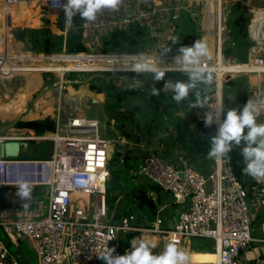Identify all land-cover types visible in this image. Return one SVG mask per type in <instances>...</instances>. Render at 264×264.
I'll list each match as a JSON object with an SVG mask.
<instances>
[{
	"label": "built area",
	"instance_id": "1",
	"mask_svg": "<svg viewBox=\"0 0 264 264\" xmlns=\"http://www.w3.org/2000/svg\"><path fill=\"white\" fill-rule=\"evenodd\" d=\"M33 1L57 14L54 22L49 20L52 25H63L59 33L48 31V37L62 38L60 51L34 49L30 44L22 52L7 51L6 45L14 31L13 7L22 2L30 5ZM63 3L64 0H0V30L3 29L0 33V78L26 77L36 72L43 86V77L51 75L53 81H58L54 86L60 92L52 116L45 117L55 122L54 131L35 135L19 129L0 134V192L2 188L17 190L21 180L41 189L26 208H2L0 205V228L5 237L15 247L27 241L36 254L37 264H105L97 255L108 247H114L113 255L124 254L131 249L130 241L138 237L129 239L128 235H141V232L153 234L164 245L174 239L186 253L193 239H208L214 243L217 255L212 264H238L236 260L240 254L257 241L251 233L257 212L264 210V179L250 176L245 179L230 158L226 161L213 157L212 170L208 172L196 168L183 154L171 155L158 149H151L136 162L124 163L122 155L123 168L129 177L156 184L172 201L159 208L155 220L149 224H141L134 215H109L107 182L114 145L105 136L108 126L81 114L66 116L61 91L68 83L65 76L78 73L82 76L121 75L128 88L143 95L149 93L150 83L142 81L140 75L152 73L130 71L128 67L142 58L152 62L158 60L161 67H169L165 69L168 71L166 79L169 73L187 75L174 68V58L179 51L173 40L179 30L178 22L188 16L199 39H209L213 48L212 55L200 60V67L211 75L210 82L202 86L213 88L210 94L199 92L205 108H199L197 123L202 128L199 138L204 141L207 134H215L217 128L216 124L204 123L205 111L219 110L223 106L227 111L235 101L225 95L230 80L239 76H259V83L251 92L261 98L264 43L259 47L255 40L249 37L250 42L247 37L252 45L248 61L235 62L236 57L225 56L227 49L237 46L229 21L241 0H215L213 12L207 6V15L213 14V26L204 25L202 6L206 8V0L205 5L197 0H119L117 7L102 9L95 20L85 21L78 16L77 26L70 27L65 24ZM40 14L48 20L45 14ZM250 28L249 23L248 32ZM152 80L155 88L168 93L163 80L155 81L153 76ZM123 103L118 101L119 105ZM35 110L39 112L37 106ZM176 115L184 117L181 111ZM137 129L135 133L141 140L143 126L137 125ZM30 141L52 142L51 155L26 157ZM14 142L27 146H21L16 157L5 156L2 145ZM168 206L174 207V219L169 227H164L161 213ZM0 264H21L1 239Z\"/></svg>",
	"mask_w": 264,
	"mask_h": 264
},
{
	"label": "rangeland",
	"instance_id": "2",
	"mask_svg": "<svg viewBox=\"0 0 264 264\" xmlns=\"http://www.w3.org/2000/svg\"><path fill=\"white\" fill-rule=\"evenodd\" d=\"M262 1L259 0H241V3L246 5L248 7V10L245 13V18H247V23L249 25L250 21L254 19V14L257 12L259 13L258 9H263L262 7ZM246 3V4H245ZM21 5V4H20ZM250 5V7H249ZM254 10V12H252ZM48 9L46 7L41 6L40 8H31L30 13L26 15L25 18H18L19 22L16 21L13 26V32L11 33L15 40L21 41L23 44V49L27 46V44H30V46H33L34 49H39L43 51H60V47L62 45V38L61 37H55L50 35V37H46L45 34L48 31H52L53 33H59L60 28H62V24L59 23L57 26H54L50 23L51 16L47 12ZM46 15L48 18H41L42 14ZM243 13L242 8H238L235 10L230 18V22L233 23V20L240 14ZM56 20V19H55ZM54 20V21H55ZM262 23H264L263 20H261ZM28 25V26H25ZM247 25V26H248ZM260 22L259 20L255 19L253 20V26L255 28L259 27ZM58 31H57V28ZM178 33L176 35V38L180 40V36H185L187 34L190 35H199L197 32L195 25L192 21H190L188 16L183 17L178 22ZM232 30V35L237 41V46L234 49H231V56H235V62H245L248 61L250 58L249 50L251 51L252 45L250 44L249 36L248 40L249 43H244L243 39L241 37V33ZM32 29L31 31H29ZM249 35V34H248ZM29 37V38H28ZM14 45V51L22 52V50H19L15 48ZM121 75L116 74H97V75H85L82 76L78 73L68 74L65 76L68 83L65 84V89L61 91V103L64 106L66 110V116H69V114H81L85 115L88 118L98 119L102 122H105L108 126V129L106 130V138L111 140L114 145V152L112 155V161H113V168L116 170L115 173H110L109 170V179L107 182V186H110L108 192V200L107 204L109 207V215L112 216H119L121 214H124L125 212L130 213L131 215L136 216V218L140 217L139 208L137 203L134 201V197L138 196L140 200L145 202V204L149 208H154L150 198L146 197L144 194L140 193L138 189L132 188L131 184L135 182L134 179L129 178L126 176L125 171L122 169L123 160L121 156L118 154V148L121 146L119 143L121 141V135L122 132L120 129L124 130V132H130L132 130V127L135 126V130L138 126H143V130H141L142 140L137 141L134 139L124 138L125 140L129 141L131 144L133 142H137L136 146L133 145V150L130 151V153L135 152L134 155H137V157H144L149 151L152 149H158L161 151H166L167 148H169V152L172 154L174 153H180L184 155V150L181 144L183 143H190L191 140H196L198 142L199 146L202 147L203 151H206L207 148H209V141L213 133L209 135L207 134V137L204 141H201L199 138V131L194 132V135H191L189 137L190 141L187 139L185 141H181L179 136H176L174 134L178 135V130L174 131H168L167 127L169 125L175 124L174 121L176 119V112L180 111L182 109L184 115L186 118L179 119V124L183 123L185 124L189 123V118H192V113L188 109L185 108H179L177 104L182 105L181 102L177 103L175 100L172 99V93H164L159 92L158 95H152L151 92L142 94L141 92H137L133 88H128L124 84L123 77H120ZM152 74H141L140 79L142 81H148L150 83L149 86L151 88L154 87L153 80H152ZM55 78V77H54ZM44 83L43 86H41V89L39 88L38 92L36 91L33 95L30 101L27 103L26 112L23 114H20L17 116L14 120H2L0 119V134L5 131L9 130H19L17 128V123L20 121H30V120H38L39 118L34 119H26V115L31 111L36 112V104L37 101L40 98L46 97L47 94H50L52 98H54V102H57V98L60 97V92L58 90V87L54 86L56 81H53V77L51 75H45L43 77ZM121 79V80H120ZM168 79L172 80H188V75L179 74V73H171V76H168ZM25 80L26 77H13V78H0V105L7 103V101L13 100L18 98L17 96L24 90L25 86ZM235 81V88L233 90L227 91L226 88L225 95L230 96L232 92L235 94H241L246 90L248 93V96H252L251 90L255 88L253 86L251 80L249 81V78L246 76H239L234 79ZM102 88L103 95L102 98L98 99L97 94L95 92H92L90 90V85L93 83H99ZM78 83V84H76ZM259 83V81H258ZM79 85V86H78ZM78 86V88H77ZM71 87L76 91L75 94H70L68 88ZM82 87V88H81ZM77 88V89H76ZM89 88V89H88ZM80 90V91H79ZM81 90H84L82 93ZM264 86L262 85L261 90V99H264ZM109 92H119L122 93L124 96V103L123 105L118 104V100H115L113 97L109 96ZM124 93V94H123ZM18 94V95H17ZM78 94V95H77ZM82 94V95H81ZM8 95V96H6ZM231 97V96H230ZM6 98V99H5ZM10 100H9V99ZM12 98V99H11ZM2 99V100H1ZM4 99V100H3ZM2 102V104H1ZM119 106V109L116 110V106ZM231 107H238V104L233 102L230 104ZM56 107V104H55ZM137 108V109H135ZM177 108H179L177 110ZM119 111H122L123 113H120ZM53 113V112H52ZM49 115V117L52 116ZM162 115L166 116L167 119H163ZM48 116V115H46ZM46 116L42 115V118H45ZM258 120L261 122H264V112H261L258 116ZM112 121L115 123L112 124ZM193 127L194 124L190 123ZM200 128V127H199ZM198 128V130H199ZM202 130V128H201ZM159 137L160 141H157L156 137ZM172 137V138H168ZM185 134L181 135V139H184ZM175 138L176 140L172 143H170L169 147L161 146V142H166ZM162 139H165L164 141ZM174 140V139H173ZM172 141V140H171ZM177 142V143H176ZM193 143V142H192ZM195 142L192 145V147L195 146ZM239 147V146H237ZM235 147L232 149L228 157L234 162V164L237 162V152L238 149ZM172 148V149H171ZM197 148V147H196ZM53 149V143L50 141H30L28 142V149H27V155L26 157L30 158H43V157H49L52 153ZM173 150V151H172ZM169 154V153H168ZM211 162V166L209 168L204 169V171L210 172L212 170V164H213V157L208 159ZM200 161V160H199ZM111 161H109L110 164ZM240 162V161H238ZM110 169V167H109ZM203 170V169H202ZM110 184V185H109ZM39 192L41 193V189L39 188ZM161 206L159 205L158 208ZM172 208L170 207L169 212L172 214ZM167 210V209H164ZM167 210V211H168ZM167 212V213H169ZM164 216V215H163ZM163 219V217H162ZM173 219H169L170 221ZM168 220V219H166ZM165 220V221H166ZM163 219V224H164ZM140 222V221H139ZM141 224H149L148 219L143 220V222H140ZM142 234L138 237L151 239L156 243V247L153 249L154 252L159 253L163 250L164 244L158 240V238H154L153 234L141 232ZM252 237L254 236V231L252 230ZM150 235V236H149ZM0 239H5V235L0 228ZM27 242V241H24ZM201 240H196L195 242L192 240V244L190 249H188V264H212L215 261V253L210 252H200L197 250H194L193 253H191V249L193 248L192 245H198L201 243ZM22 243V242H21ZM20 243V244H21ZM256 244V243H255ZM252 243L249 246V249L251 248ZM30 246V245H29ZM212 251H214V247H212ZM242 254V253H241ZM237 258V262L239 260H242V256ZM28 262L30 264H37V257L33 250H31V254L28 255ZM243 262L246 263L245 260ZM250 262V261H249ZM247 262V264L249 263ZM252 264H264V257L262 258L257 257L252 262ZM250 263V264H251Z\"/></svg>",
	"mask_w": 264,
	"mask_h": 264
},
{
	"label": "clouds",
	"instance_id": "3",
	"mask_svg": "<svg viewBox=\"0 0 264 264\" xmlns=\"http://www.w3.org/2000/svg\"><path fill=\"white\" fill-rule=\"evenodd\" d=\"M118 3L119 0H64L62 7L65 24L70 27L76 16L85 21H93L102 9L115 8ZM175 41L177 40H173ZM207 55V42L203 38L179 49V54L174 58V68L187 73V81L166 79L168 71L165 69L169 67H161L158 60L152 62L142 58L140 62L128 67L130 71L139 73L151 72L155 81L163 80L164 89L171 91L172 99L179 103L185 100L198 84L210 82V71L200 67L201 58ZM159 92L160 89L155 87L151 89L152 95H158ZM190 107L205 108L199 97ZM224 108L225 106L215 111L206 110L204 113L206 125H217L215 134L210 138L207 154L227 161L229 152L243 145L240 149L245 165L243 173L257 180L264 179V122L258 120V116L264 111V99L250 97L241 107L228 108L227 111H224ZM17 195L22 201L30 199L29 182H18ZM130 245L131 249L125 250L124 254L113 255L114 247H108L97 256L102 258L105 264H187L189 259L186 251L174 239L168 241L159 253L153 251L156 243L151 239L137 237L130 241Z\"/></svg>",
	"mask_w": 264,
	"mask_h": 264
},
{
	"label": "trees",
	"instance_id": "4",
	"mask_svg": "<svg viewBox=\"0 0 264 264\" xmlns=\"http://www.w3.org/2000/svg\"><path fill=\"white\" fill-rule=\"evenodd\" d=\"M262 1V7H264V0H259ZM238 8H242L243 9V13H240L234 20L233 23H231L229 21V26L230 28L234 27L233 29H235V31L240 32L241 33V37L240 38H244L243 42L248 43L247 42V37H248V24L247 23V18H245V13L248 10V7L242 3L239 4ZM237 8V9H238ZM78 24V16L73 18V26H77ZM199 39V35H190L187 34L185 36H180V40H178L176 38L177 41H175V49H177L179 51V49L182 46H186V45H190L194 40ZM237 40V39H236ZM79 48V47H78ZM70 49H72V46L70 47ZM80 49V48H79ZM231 51L230 49H227L225 52V56L226 57H232L231 56ZM235 57V56H233ZM168 76H171V73H169L167 75V79ZM78 84V83H76ZM229 86V89L227 91L233 90L235 88V81L230 80L227 84ZM79 86V85H78ZM77 86V88H78ZM90 90L92 92H95V94H102L104 91L102 90L101 86H100V82L99 83H93L90 85ZM192 91H198L201 93H204V88L201 84H198L197 87L195 89H193ZM124 94V93H123ZM109 96L113 97L115 100L118 101H124V96L122 95V93L119 92H109L108 93ZM230 97V96H227ZM231 97H234L235 99V103L238 105H242L244 104L247 100H248V93L245 90L242 95L241 94H235L234 92H232ZM226 100L228 101V98H226ZM185 100L181 101V103H183ZM187 106L190 107V104L194 103L193 100H188L186 101ZM137 109V108H135ZM178 126V125H177ZM200 126V125H199ZM201 127V126H200ZM17 128L18 129H26L28 131L33 132L35 135H43L44 133L47 132H52L55 130V122L51 119V118H45V119H38V120H30V121H20L17 123ZM121 132L123 133V136L129 139H134L137 140L138 139V135L135 133V126L132 127V130H130V132H124V130L120 129ZM243 145H240L239 148L241 149ZM120 155V154H119ZM121 156V155H120ZM241 158H243L242 154H241ZM131 157L129 156V153L126 155L125 154V158H124V163H129L130 162ZM113 161L111 160L109 167H110V173H115L116 170H114L113 168ZM122 169L123 171H125L126 176H128L127 170L123 168V164H122ZM132 179V178H131ZM144 184L147 183H151V182H143ZM110 185V184H109ZM132 188L138 189L140 193L144 194L146 197L150 198L154 208H149L145 202H143L142 200H140L138 198V196L134 197V201L137 203L138 208H139V213H140V217L138 219V221L143 222V220H147L148 222H153L155 220L156 217V213L159 210V205L161 201H158L157 199H154L151 195H150V189L148 190L146 187H144L142 184H139L137 182H134L131 184ZM111 187L107 186V200H108V192L109 189ZM159 189V188H158ZM40 194L39 192V188L36 187H31V196L30 199H28L27 201H22L20 199V197L17 195V190L11 189V188H2L1 192H0V205L2 208H11V207H18V208H26L29 206V204ZM172 198H170L171 200ZM25 204H27V206H25ZM169 211H164L161 213V216L163 217L164 221L166 219L163 226L164 227H169L170 225V220L172 217H174V213H167ZM123 215H131L128 212H125ZM164 215V216H163ZM146 224V223H145ZM140 233H132L128 235V238L131 239L133 237H137L139 236ZM9 251L14 254L20 261L21 264H30L28 262V255L29 253L31 254V247L29 246L28 242H22L21 244H19L18 247H15L6 237L5 239H2ZM196 240H201L202 242L199 243L198 245H192V249H191V253L194 252V250L200 251V252H210V253H215V251H212V247H214V243L211 240L208 239H198L195 238L193 239V241L195 242ZM189 260V259H188ZM252 264V263H251Z\"/></svg>",
	"mask_w": 264,
	"mask_h": 264
},
{
	"label": "crops",
	"instance_id": "5",
	"mask_svg": "<svg viewBox=\"0 0 264 264\" xmlns=\"http://www.w3.org/2000/svg\"><path fill=\"white\" fill-rule=\"evenodd\" d=\"M249 7H250V5H249ZM258 10H259V13L257 12V16H255V14H254L253 18L255 19V21H256V19L259 20V22H260L259 27L260 28H264V23L261 22V20L264 21V8L263 9H258ZM249 54H251L250 50H249ZM249 81H250V78H249ZM227 89H229V86H228ZM263 93H264V90H263ZM102 95H103V93H102ZM198 97L201 98V95H200V93L198 91H190L189 96L185 99V101L182 103V105L177 104L179 106V108H181V106H182V108H185V109H188L189 111H191L192 118L191 119L189 118V121H190L189 123L185 124V126L182 123L181 126H180L179 119H184V118H186V116L184 115V117H179V116L176 115V119L174 121L175 124L169 125L167 127L168 131H174V127H175V130L176 131L178 130V132H177L178 135L177 134H174V135L179 136L181 141L182 140L185 141L187 139L190 141L189 137H191V135H194L195 134L194 132L199 131V134L201 132V127L197 123L198 122L197 114H198L199 108L198 107H188L187 103H186V101H188V100H193L195 102ZM238 107H241V105H238ZM180 111L183 113L182 109ZM162 116H163L162 117L163 119L164 118L167 119L166 116H164V115H162ZM177 118H179V119L177 120ZM190 123H193L194 127ZM198 128H199V130H198ZM183 134H185V137H184V139H181V135H183ZM210 134H212V132H210L209 135ZM121 138L122 139H121V141L119 143L121 146L118 148V154H120L121 158H122V155L125 156V154L127 155L129 153V156L131 157L130 162H136L140 157H137V155H134L135 152L130 153V151L133 150V145L136 146L137 142L134 141L133 144H131L129 141L126 140L127 143H124L123 141H125V139H124L125 137L123 136V133L121 135ZM168 138H172V137H168ZM156 139H157V141H160L158 136L156 137ZM173 139H171L172 141L171 140L167 141V143L166 142H163V143L161 142L160 145L162 147L163 146L169 147L170 143L171 142L173 143L176 140L175 138H173ZM141 140L137 139V141H141ZM162 140L164 141L165 139H162ZM191 141L193 143L190 142V143L181 144V146L183 147V150H184V156H186L187 158H190L192 163L198 169H203L204 170V169L209 168V166H211V162L208 159L212 158V157H210L207 154L209 148H207L206 151H203L202 147L199 146V144H198V142H196V140L195 141L191 140ZM194 142L196 143L195 146L197 148L196 147H192ZM237 149H238L237 160H236L237 162L235 163L236 168H237V170L240 171V174L245 177V179H248L249 175H247L246 173H243V168L245 166L244 165V158H241V150H240V148L237 147ZM166 151L169 154L173 155L171 152H169V148H167ZM178 154H180V153H178ZM36 158H38V157H36ZM238 161H240V162H238ZM134 180H135V182H137L139 184H142L148 190L150 189L151 190L150 191V195L154 199H157L158 201H161L160 202V206L161 207H164L165 205H169L168 203H170L172 201V199L170 200L171 197L168 194L164 193L156 184H153V183L144 184L143 183L144 180H142V179H134ZM165 209H167V210L170 209V206L166 207ZM167 210H163L162 212L167 211ZM257 213L258 214H257L256 220L254 221V224H253V231H254L253 238L255 240H257V241L252 242V245H251L250 249L248 248L247 250L242 252L241 256H242L243 259L239 260L238 264H247V262H249V261L250 262L248 264H250L255 258L260 257V256L262 258L264 257V210H259ZM173 219H174V217H173ZM172 220L170 221V223L172 222ZM243 260H245L246 263L243 262Z\"/></svg>",
	"mask_w": 264,
	"mask_h": 264
},
{
	"label": "bare ground",
	"instance_id": "6",
	"mask_svg": "<svg viewBox=\"0 0 264 264\" xmlns=\"http://www.w3.org/2000/svg\"><path fill=\"white\" fill-rule=\"evenodd\" d=\"M190 1H193V0H190ZM197 1L200 2L201 5H205L204 4V0H197ZM222 1L223 0H221V2ZM214 3H215V0H206V8H204L202 6V9L204 11V16H205V18H204V25L205 26H207L209 24H210V26H213V24H214L213 23V19H212L213 18L212 17L213 14L209 12L210 15H207V6L210 7L211 12H213L214 10H212V9L215 7ZM20 4L21 5H18L16 8L13 7V11H14L12 13V16H13V19H14L13 26H14V23H16V21L19 22L18 18H21V17L25 18L26 15L30 13V9L31 8H33V7L40 8L42 6V5L38 6L35 1L31 2L30 5L28 3H26V2H22ZM47 12L51 16L50 20L52 22H54V20L57 18V14L53 13V12H50V11H47ZM255 16H257V13L255 14ZM208 17H210V18H208ZM25 26H28V25H25ZM2 30L3 29L0 30V33L2 32ZM57 31H58V28H57ZM14 37H13L12 34L9 37V43L6 45L8 52H11V50L14 48L13 43H15V46H16L15 48H17L19 50H23V44L24 43H22L21 41L15 40ZM208 40H206L207 47H208V54L212 55V53H213V48H212V44H211L212 41H208ZM259 79H260V77L257 76V75H251L250 76V80H251L253 86H255V87L258 85ZM41 85H42V78H41V76L38 73H36V72L35 73H28V75H26L24 90H22V92L19 95L17 94L18 98L14 99V97H12L13 100H11L9 102L7 101V103H4V104H2V102H1L2 105H0V119H2V120H14L20 114L25 113L28 101H30V99L32 98V95L36 91L38 92L39 88L41 89ZM68 90H69L70 94H75L76 93V91L74 89H72L71 87H69ZM81 92L83 93L84 90H81ZM6 96H8V95H6ZM251 97L257 98L255 95H252ZM97 98L98 99L102 98V94H97ZM54 100L55 99L52 98V96L50 94H47V96L46 97L44 96V98H40L37 101V104H36V106L39 108V112L40 113L39 112H33V111L31 112L30 111L26 115L25 118L26 119H34V118H42V115L43 116L51 115V113L54 112V108H55V104H56L54 102ZM262 112H264V111H262ZM216 260H217V255L215 253V261L214 262H216ZM187 264H188V262H187Z\"/></svg>",
	"mask_w": 264,
	"mask_h": 264
},
{
	"label": "water",
	"instance_id": "7",
	"mask_svg": "<svg viewBox=\"0 0 264 264\" xmlns=\"http://www.w3.org/2000/svg\"><path fill=\"white\" fill-rule=\"evenodd\" d=\"M250 24H251V28L248 32L249 37L251 39L255 40L257 46L262 47L263 43H264V28H260V27L255 28L253 26V20H251ZM45 36L48 37L49 32H47L45 34ZM227 88H228V86H227ZM204 92L207 94H210L213 92V88L212 87H205ZM21 146L26 147L27 144L26 143H19V142L5 143L2 145V148H3L2 150L4 151V155L7 157L8 156L9 157H16L20 153V147Z\"/></svg>",
	"mask_w": 264,
	"mask_h": 264
}]
</instances>
